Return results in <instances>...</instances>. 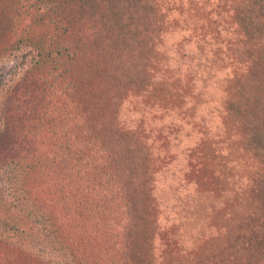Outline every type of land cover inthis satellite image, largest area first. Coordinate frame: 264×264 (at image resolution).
I'll list each match as a JSON object with an SVG mask.
<instances>
[{"label":"trees","instance_id":"obj_1","mask_svg":"<svg viewBox=\"0 0 264 264\" xmlns=\"http://www.w3.org/2000/svg\"><path fill=\"white\" fill-rule=\"evenodd\" d=\"M0 17V48L57 46L38 63L63 75L60 96L77 84L104 99L59 122L48 100L40 119L15 105L3 152L0 138L49 206L72 200L73 264H264V0H0ZM35 213L25 238L68 233ZM0 243V262L40 263Z\"/></svg>","mask_w":264,"mask_h":264},{"label":"rangeland","instance_id":"obj_2","mask_svg":"<svg viewBox=\"0 0 264 264\" xmlns=\"http://www.w3.org/2000/svg\"><path fill=\"white\" fill-rule=\"evenodd\" d=\"M224 3L225 2H223L222 11L226 9ZM82 14L83 12L81 10L78 14V21L81 20ZM80 26H82V24H80L79 27ZM2 27H4V25L0 23V31H2ZM53 30L55 33V28ZM169 38L170 40L172 39L171 37ZM222 51H227V46L225 47L224 45ZM59 57L60 55L57 54L56 45L52 47L47 46L46 53L43 57L40 53V49H37L29 42L24 43L18 49L5 50L0 48V72L2 73L1 80L3 82L0 87V138L5 134V139L2 141L4 142L2 152L7 147V144L12 141L10 139L16 136L15 133L11 136L12 132L10 128H13L10 126L12 122L8 124L9 109L15 107V105L22 113H27L29 117L34 118L39 115V112L44 111L43 107L38 108V99L48 100L51 105L50 109H48V113L49 110L54 111L53 118H55L57 122L62 119L69 121L67 116L72 117L75 115L76 117H80L86 114L85 110L90 104L100 105L98 107L99 112H101L103 107L104 111H107L104 106V99L100 97L95 99V92L90 87H88V89L85 87L84 89L83 86L76 84L71 87L68 92L64 91L61 96L59 95L66 83L62 77L63 75L61 73L57 76L50 75V69L38 63L42 61L55 62ZM214 59L225 61L229 58L225 56L224 52L223 56L217 55ZM156 82L161 84L159 81ZM161 85L164 87V84ZM145 99L146 102H150L153 105L156 104L154 100L157 99L152 96H147ZM37 117L40 119V115ZM44 117L45 115L42 116V118ZM1 140L2 139H0V142ZM93 141L96 146L97 142L95 140ZM164 144L169 143L165 141L163 143V148L165 147ZM17 146L18 144L16 147ZM2 152L0 150V239L2 238L3 241L8 239L12 244L19 245L21 249L30 253L36 259L38 257L37 260L40 262L38 264H73L71 256L74 252L68 247L69 243H71V238L68 234L69 232L76 233L77 229L74 227V218L67 210L73 206L72 200L66 198L59 204L49 206L51 199L47 197L49 196L48 192L43 193V189H35L32 181L27 179V176L30 174L27 172L25 165L7 156L8 154L4 155L5 153ZM14 154L15 152L13 155ZM110 155L116 159L119 157V152L113 148L110 151ZM233 158L227 159L226 161L228 164H226L231 166L237 163L235 162L237 159ZM80 160L81 158L76 159V161ZM102 162L103 156L93 149L90 155L87 156L84 169L86 168L91 172H95ZM221 166L222 164L220 167ZM130 190L133 192L135 191V189L132 188ZM213 199L211 195L205 202L212 204ZM176 200L173 203H175ZM111 203L116 202L112 201ZM119 203L120 202H118L117 207L123 205ZM181 210L182 208L180 211ZM28 212L34 214H36L35 212L45 213L47 216L49 215V218H53L54 220H56L54 218L55 214L58 213L60 216L58 223H60L68 233H66L65 236L61 233L63 237L61 235L40 236L36 233V237L40 236V238L43 239L41 242L25 238L26 231H28V227H30L29 223H31V215L28 216ZM61 217H63V219H61ZM199 219L201 220V217H199ZM34 220H36V218ZM4 222L17 225L20 231H15L14 227H11L9 224H6L8 225V229H5V226H3ZM33 222L36 223L35 221ZM76 237L77 236L73 238ZM0 248V255L4 254V246L2 245ZM98 257L101 256L99 255ZM22 258V264H37L28 257H26V259L24 257ZM0 264H9V262L3 260Z\"/></svg>","mask_w":264,"mask_h":264}]
</instances>
